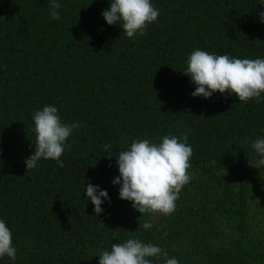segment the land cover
<instances>
[{
    "label": "trees",
    "instance_id": "16d2710c",
    "mask_svg": "<svg viewBox=\"0 0 264 264\" xmlns=\"http://www.w3.org/2000/svg\"><path fill=\"white\" fill-rule=\"evenodd\" d=\"M57 2L60 20L50 17L51 0H0V220L17 249L0 264H98L130 238L179 264H264V169L249 165L251 143L264 135V93L246 102L193 97L182 74L196 49L264 59L261 0H151L159 16L134 39L104 21L110 0ZM49 105L62 123L81 126L65 141L63 166L41 158L26 171L32 113ZM183 134L191 179L175 211L140 214L119 199V152ZM88 183L109 194L98 216Z\"/></svg>",
    "mask_w": 264,
    "mask_h": 264
},
{
    "label": "clouds",
    "instance_id": "9594fccd",
    "mask_svg": "<svg viewBox=\"0 0 264 264\" xmlns=\"http://www.w3.org/2000/svg\"><path fill=\"white\" fill-rule=\"evenodd\" d=\"M261 5H264V0H261ZM51 9L50 17L60 20L57 0H51ZM101 15L108 25L118 24L127 38L134 39L137 34H146L148 25L157 20L159 11L151 0H110L109 7ZM258 15L264 23V10ZM186 64L182 74L195 85L191 93L193 97L209 98L219 92L235 95L240 102H246L259 99L264 93V59L232 58L196 49L187 57ZM32 121L35 150L24 161L26 171L34 169L41 158L56 160L63 166L60 157L65 151V141L81 125L78 122L71 125L62 123L57 107L51 105L34 111ZM187 139V134H183L179 139L165 135L159 143L148 139L134 140L128 150L119 152L115 158L119 175L112 180L113 185H119L118 198L132 202V207L140 214H172L181 189L191 179L188 169L191 167L192 148ZM251 146L256 158L249 161V165L264 169V135L254 139ZM103 147L107 150L111 145L106 143ZM68 148H71L70 144ZM84 193L94 206L93 212L100 215L103 212L101 205L109 200L107 190L88 183ZM142 227L147 230L153 225L146 221ZM16 253L11 230L0 220V257L7 256L14 261ZM161 256L164 264H179L176 258H168L167 251L161 247L130 238L123 243H113L110 251H102L98 264H151L149 258Z\"/></svg>",
    "mask_w": 264,
    "mask_h": 264
}]
</instances>
